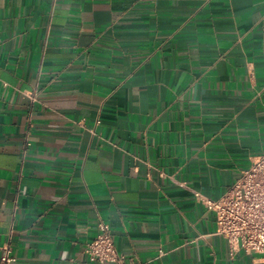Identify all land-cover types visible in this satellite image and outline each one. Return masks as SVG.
<instances>
[{
	"label": "crops",
	"instance_id": "crops-1",
	"mask_svg": "<svg viewBox=\"0 0 264 264\" xmlns=\"http://www.w3.org/2000/svg\"><path fill=\"white\" fill-rule=\"evenodd\" d=\"M264 151V0H0V248L16 264L231 255L219 199ZM1 255V251H0Z\"/></svg>",
	"mask_w": 264,
	"mask_h": 264
},
{
	"label": "built area",
	"instance_id": "built-area-1",
	"mask_svg": "<svg viewBox=\"0 0 264 264\" xmlns=\"http://www.w3.org/2000/svg\"><path fill=\"white\" fill-rule=\"evenodd\" d=\"M195 196L215 212L217 234L223 236L231 255L240 250L258 253L264 259V151L231 184L219 199ZM91 260L111 264H142L127 258L116 248L108 222L98 223V234L86 245ZM0 264H16L13 247L6 243L0 248ZM149 264V263H147Z\"/></svg>",
	"mask_w": 264,
	"mask_h": 264
}]
</instances>
